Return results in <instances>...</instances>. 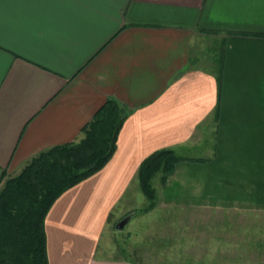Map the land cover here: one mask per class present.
<instances>
[{
    "label": "crops",
    "instance_id": "obj_1",
    "mask_svg": "<svg viewBox=\"0 0 264 264\" xmlns=\"http://www.w3.org/2000/svg\"><path fill=\"white\" fill-rule=\"evenodd\" d=\"M110 98L132 112L110 161L47 214L49 264H264L137 262L109 246L140 209L129 203L143 160L198 142L211 119L216 155L185 157L156 209L264 210V0H0V189L79 141Z\"/></svg>",
    "mask_w": 264,
    "mask_h": 264
},
{
    "label": "trees",
    "instance_id": "obj_2",
    "mask_svg": "<svg viewBox=\"0 0 264 264\" xmlns=\"http://www.w3.org/2000/svg\"><path fill=\"white\" fill-rule=\"evenodd\" d=\"M131 112L118 100L108 99L82 128L79 141L39 153L19 174L5 180L0 189V264H49L47 214L63 193L110 161L117 150L120 130ZM215 119L218 120V107ZM185 159L171 148L157 150L145 158L139 167L138 180L148 205L126 213L115 226L126 217L130 221L153 210L158 198L153 179L161 174V183L166 184Z\"/></svg>",
    "mask_w": 264,
    "mask_h": 264
},
{
    "label": "rangeland",
    "instance_id": "obj_3",
    "mask_svg": "<svg viewBox=\"0 0 264 264\" xmlns=\"http://www.w3.org/2000/svg\"><path fill=\"white\" fill-rule=\"evenodd\" d=\"M199 136L198 142L180 148L177 153L188 159L208 160L214 157L217 145L212 119L205 127L201 126ZM136 182L138 187L134 188L131 197L135 199L132 206L130 203L129 206L143 208L148 205V200L141 190L138 178ZM153 184L157 191L165 185L161 183V174L156 175ZM135 191L141 198L135 197ZM157 204L159 203L156 201L155 208L148 213L134 216L124 228H114L113 237H109V246H112L111 252L114 255L137 262L184 258L264 259V210L156 209ZM154 251L161 255L155 257L154 254H147Z\"/></svg>",
    "mask_w": 264,
    "mask_h": 264
},
{
    "label": "water",
    "instance_id": "obj_4",
    "mask_svg": "<svg viewBox=\"0 0 264 264\" xmlns=\"http://www.w3.org/2000/svg\"><path fill=\"white\" fill-rule=\"evenodd\" d=\"M128 221H129V217L122 219L117 223V228L122 229L127 224Z\"/></svg>",
    "mask_w": 264,
    "mask_h": 264
}]
</instances>
